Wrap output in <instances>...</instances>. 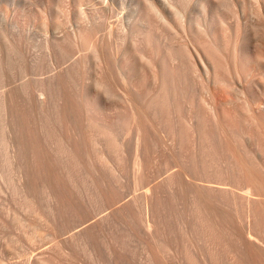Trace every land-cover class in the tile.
Returning <instances> with one entry per match:
<instances>
[{
	"label": "bare ground",
	"instance_id": "1",
	"mask_svg": "<svg viewBox=\"0 0 264 264\" xmlns=\"http://www.w3.org/2000/svg\"><path fill=\"white\" fill-rule=\"evenodd\" d=\"M126 2L107 39L97 38L98 22L84 9L89 6L81 9L76 26L52 39L53 47L66 51L89 44L90 54L34 85L0 91L3 176L29 208H41L57 224L80 217L88 204L113 203L116 178L107 175L131 157L134 184L144 181L161 143L164 164L176 168L138 198L151 207L146 229L160 233L165 210L182 194L191 198L199 241L213 264H264V0H133L128 7ZM7 46L0 78L17 60L16 45ZM84 69L93 73L91 81ZM86 72L90 85L79 88ZM197 79L204 93L198 102ZM240 95L249 116L238 134L236 107L226 104ZM248 144L261 152V160L245 159ZM227 156L231 173L219 163ZM95 161L112 166L110 172ZM136 201L114 208L109 217L131 227ZM91 227L74 234L86 248L96 242ZM160 243H153L157 252L169 250ZM202 251L189 257L190 264H200Z\"/></svg>",
	"mask_w": 264,
	"mask_h": 264
},
{
	"label": "rangeland",
	"instance_id": "2",
	"mask_svg": "<svg viewBox=\"0 0 264 264\" xmlns=\"http://www.w3.org/2000/svg\"><path fill=\"white\" fill-rule=\"evenodd\" d=\"M96 1L86 0L81 3L80 0H0V56L4 54L9 43L13 42L17 48L15 64L6 68L3 79L0 78V91H8L23 83L34 85L40 80L48 79L67 68L75 59L90 54L91 47L86 43H80L78 47L70 51L57 49L52 44L54 37L64 36L78 24L81 9L85 6H89L84 9L89 11L91 17L98 22L97 38L99 40L107 39L110 27L122 12V0ZM125 2L128 7L133 0H125ZM194 5L193 2L191 6L194 7ZM119 8L121 10L118 11ZM87 59L90 61L92 58L88 56ZM88 61H85V63L87 62L86 65L89 64L90 67ZM93 66L92 64L90 68H87L92 71ZM89 69L84 70L91 73ZM84 74L87 79L85 80L84 77L78 79L77 84L82 85V87L78 86L79 88L87 87L85 85H90V81L93 79V73H91L92 76L89 75L91 76L90 81H88L87 72ZM196 81L195 87L201 86V84H196L199 83V80ZM87 82L89 83L87 84ZM195 89H197L196 92L200 90L195 97L198 102L202 91L198 87ZM31 95L35 96L33 90H31ZM38 96L40 99H46L47 97L44 93H40ZM221 97L225 100L227 98L226 95ZM245 103V97L240 95L226 104V108L233 105L236 107L237 111L234 116L238 127L235 131L238 134L247 127L244 121L249 113ZM119 104L122 106L121 103ZM119 104L117 102L120 107ZM163 146L160 143L159 146L155 147L154 159L147 171V177L138 185L133 182L134 166L132 157L125 165L116 168L114 174L110 172V168H112L110 163L111 167L106 168L105 165L98 164L95 161L100 165H97L100 167L99 169H102L103 172L106 171V175L110 172L107 176L113 180L116 178L114 183L118 190L117 198L113 203L100 202L96 203L95 206L94 204H88L80 217L69 218L68 221L57 224H53L41 208L37 210L29 208L23 197L14 193L3 176L0 166V264H38L41 261L40 259L51 261L52 264H116L115 254L120 255V264H190L189 257L196 254V258L198 255L197 250L200 247L204 251L199 256L200 264H213L206 256L205 247L202 245L204 242L199 241L202 239L199 237L201 229L197 222L195 223L190 197L185 198L184 195L179 194L177 202L175 201L171 208L165 210V225L160 233H153L155 230L148 231L144 225V219L150 217L151 207L145 201L142 202L138 199L141 192L161 181L170 171L174 170V167L176 168L173 163L164 164L161 152ZM245 150L250 151V155H244L245 159L261 160L262 154L255 146L248 144ZM227 158L220 160L219 163L224 172L231 173L228 163L232 161V158L230 156H227ZM92 159L94 158L92 157ZM234 174L238 176V173L234 172ZM136 199L137 201L131 204L134 208L132 226L130 227L129 223V227H127L126 224L113 222L109 217L112 210ZM231 207L234 208V206ZM227 208L230 207L226 206L225 209L227 210ZM240 209V204H238L234 208L235 212L232 210L230 213L234 216V213H237ZM105 216H108L106 218L108 220L110 218L111 221H106ZM238 217L241 220L240 215ZM233 218L236 222L237 218ZM241 221L236 223H242ZM91 226H93L94 233H96V242L93 247L86 248L80 240L74 237V234L80 232L79 230L91 229ZM152 239H154L153 242ZM157 242L166 244L168 248L170 247L169 250L157 252L158 249L155 246ZM156 253L160 257L157 258ZM205 257L206 259H201ZM159 260L161 261L159 262Z\"/></svg>",
	"mask_w": 264,
	"mask_h": 264
}]
</instances>
